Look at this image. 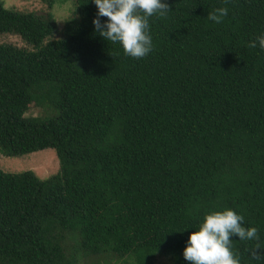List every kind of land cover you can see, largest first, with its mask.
<instances>
[{
  "label": "trees",
  "instance_id": "obj_1",
  "mask_svg": "<svg viewBox=\"0 0 264 264\" xmlns=\"http://www.w3.org/2000/svg\"><path fill=\"white\" fill-rule=\"evenodd\" d=\"M163 2L133 58L92 0L62 29L0 0V35L27 45L0 44V154L59 161L44 179L0 170V264H190L189 235L224 209L258 230L230 237L240 264H264V0Z\"/></svg>",
  "mask_w": 264,
  "mask_h": 264
},
{
  "label": "clouds",
  "instance_id": "obj_2",
  "mask_svg": "<svg viewBox=\"0 0 264 264\" xmlns=\"http://www.w3.org/2000/svg\"><path fill=\"white\" fill-rule=\"evenodd\" d=\"M98 9L93 20L95 30L106 41L117 43L126 56L142 58L153 47L148 30V18L154 14L164 15L169 9L163 0H92ZM227 8L208 12L207 18L222 22ZM101 17H107L102 21ZM264 50V34L257 35L250 47ZM243 216L232 209L205 214L198 230L192 232L186 242L183 257L190 264H240L231 251L232 236L240 240L257 237V228L243 226Z\"/></svg>",
  "mask_w": 264,
  "mask_h": 264
},
{
  "label": "rangeland",
  "instance_id": "obj_3",
  "mask_svg": "<svg viewBox=\"0 0 264 264\" xmlns=\"http://www.w3.org/2000/svg\"><path fill=\"white\" fill-rule=\"evenodd\" d=\"M55 7L49 9L48 4L43 0H3L5 7L14 8L20 11L48 13L52 11L56 18L58 27L62 29L66 21L73 15V0H57ZM0 44H13L18 47H26V43L19 36L0 35ZM43 111L31 106L27 117L41 116ZM0 170L6 173H22L33 171L38 177L44 179L59 170V161L53 149H46L25 155L22 157H6L0 154ZM156 264H165L164 259L158 258Z\"/></svg>",
  "mask_w": 264,
  "mask_h": 264
}]
</instances>
